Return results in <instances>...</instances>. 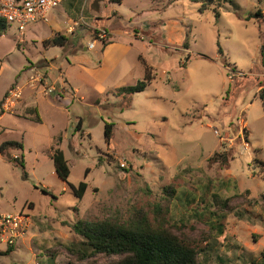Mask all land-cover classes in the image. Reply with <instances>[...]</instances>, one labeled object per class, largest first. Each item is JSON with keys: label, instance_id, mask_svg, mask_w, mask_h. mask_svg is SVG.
<instances>
[{"label": "rangeland", "instance_id": "1", "mask_svg": "<svg viewBox=\"0 0 264 264\" xmlns=\"http://www.w3.org/2000/svg\"><path fill=\"white\" fill-rule=\"evenodd\" d=\"M109 2L67 0L48 22H32L23 33L11 23L0 36V212H20L29 225L9 254L0 244V264L125 258H83V239L72 228L78 221H147L195 248L198 264H264V0L206 10L189 0ZM111 8L138 24L113 28L144 42L115 49L116 62L91 71L101 47L114 41L92 21L130 22ZM100 31L104 44L86 48ZM55 36L67 37L66 45L46 44ZM143 60L155 75L144 92L111 91L142 80ZM62 71L78 94L58 81ZM54 96L72 103L59 105ZM33 108L42 123L29 118ZM106 122L115 123L109 143ZM10 142L22 148L1 152ZM53 147L64 151L68 182L55 172ZM80 182L88 185L81 198L70 187ZM215 194L229 209L214 207Z\"/></svg>", "mask_w": 264, "mask_h": 264}, {"label": "trees", "instance_id": "2", "mask_svg": "<svg viewBox=\"0 0 264 264\" xmlns=\"http://www.w3.org/2000/svg\"><path fill=\"white\" fill-rule=\"evenodd\" d=\"M112 3H122V0H110ZM193 3L201 5L200 10H206L212 6H221L230 0H189ZM217 10V9H216ZM217 16H219V13ZM8 24L4 20H0V36L6 33ZM68 38L65 36H55L52 40L46 42L49 45L65 46ZM218 53L223 54L222 49L218 48ZM261 64L264 68V43L259 49ZM145 68V74L142 80L132 86H123L118 88V92L123 96H132L141 93L155 79L153 68L142 61ZM232 78V77H231ZM259 97L264 108V80L260 83ZM3 101L1 102V104ZM28 116L31 120L40 123L41 118L35 108L30 109ZM32 112V114H31ZM31 115V116H30ZM81 123V121H80ZM77 129L81 127V124ZM115 123L106 122L104 127V137L106 143H109L114 134ZM22 145L17 142H10L5 146ZM259 153L260 150H258ZM218 156L215 155L209 159L214 161ZM51 159L53 161L57 176L63 181L68 182L70 168L65 158L63 150L59 147L52 148ZM14 163L18 162V158H14ZM264 166V161H260ZM24 168V161L19 162ZM71 189L78 197H82L88 187L86 182H80L78 186L70 184ZM214 207L229 209V200L223 199L219 195H214ZM264 209V202L262 203ZM73 230L82 237L81 248L78 252L83 258H88L91 253L101 254L104 256L125 255V258L113 264H198V252L195 248L188 245L177 235L166 229L155 228L147 221H143L133 225H121L110 222L87 223L78 221L72 225ZM222 232V231H221ZM14 246H9L5 254H9L14 250ZM255 264V263H254Z\"/></svg>", "mask_w": 264, "mask_h": 264}, {"label": "built area", "instance_id": "3", "mask_svg": "<svg viewBox=\"0 0 264 264\" xmlns=\"http://www.w3.org/2000/svg\"><path fill=\"white\" fill-rule=\"evenodd\" d=\"M65 0H0V20L7 24L16 23L18 30L23 33L26 26L32 22H48V14L60 7ZM82 19V18H81ZM78 23H74L77 25ZM106 32L100 31L98 38L89 43L87 48L94 49L100 42L104 44ZM13 90V89H11ZM8 94V93H7ZM17 96L16 93H14ZM7 95H5L6 98ZM4 103H2L3 105ZM27 216L22 213L0 212V244L6 247L16 245L24 237L27 229Z\"/></svg>", "mask_w": 264, "mask_h": 264}, {"label": "crops", "instance_id": "4", "mask_svg": "<svg viewBox=\"0 0 264 264\" xmlns=\"http://www.w3.org/2000/svg\"><path fill=\"white\" fill-rule=\"evenodd\" d=\"M66 1L67 0H65L64 3ZM64 3L60 6L61 9H62ZM109 3H112V2L110 1ZM112 12L115 13V15L119 18L118 21H120V20L124 21L127 18L128 21H130V22H129L128 25H125V26L120 25L119 22L116 25L115 24L116 17H115V19L112 18V19H109L107 21L100 20L99 23H97L99 26H97V24H95V22H94L95 20L92 21L91 27H106L107 30H108L107 32L114 35V41H112L111 43L107 44L105 46V48L101 47L102 56L98 60L99 64L97 63V61H93L94 64L92 65V68H89V69H91V71H96V70H99L101 68H105V66L107 65V63L116 62L118 60V57L114 56V50L115 49H122V47L123 48H127L133 41H140L139 39H134L131 35H129L124 30H118L117 28H113V27H132V26L136 27V25H138V24L134 25V24L131 23L132 20L130 18V15L124 14L121 10H116L114 8L112 9ZM63 14H64V16H66L65 12H63ZM53 19H55V17ZM161 26H163V24ZM119 39H122L124 42L123 41H118ZM142 42H144V41H142ZM62 80L65 81V83L67 85L71 86V88H72L73 91L77 92V90L74 89L73 85L71 84V82L69 81V79L67 78V76L65 75V73L63 71L61 72V76L59 77V80L58 81H62ZM120 87H123V86H118L117 85V86H115V88L111 89V91L112 90H115V89H118ZM97 93L99 95L101 94L99 92H97ZM77 94H78V92H77ZM54 97H55V100H56L55 102L57 104H59V105H61L65 101L71 102V101H69L68 97H61L62 99L57 98V96H54ZM35 109L37 110V108H35ZM37 112H38V110H37ZM38 115H39V112H38ZM39 117H40V115H39ZM2 118H3V115H0V119H2ZM77 118H79V117H77ZM40 123H42V120H41Z\"/></svg>", "mask_w": 264, "mask_h": 264}]
</instances>
